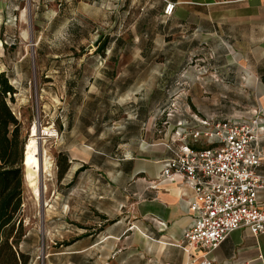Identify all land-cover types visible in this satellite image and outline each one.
I'll use <instances>...</instances> for the list:
<instances>
[{
	"label": "rangeland",
	"instance_id": "rangeland-1",
	"mask_svg": "<svg viewBox=\"0 0 264 264\" xmlns=\"http://www.w3.org/2000/svg\"><path fill=\"white\" fill-rule=\"evenodd\" d=\"M18 1L0 0V73H7L18 89L13 108L26 126L27 143L33 127L38 130L42 167L38 197L24 169L29 236L23 248L30 251L31 264H98L91 240L76 242L84 233H98L92 210L99 185L96 167L111 166L108 156L117 139L136 137L143 127L148 141L181 131L191 145L208 148L206 138L198 143L190 136L193 126L203 129L195 117L241 114L256 102L257 90L227 82L225 68L213 62L216 52L206 59L187 51L181 67H175L179 55L167 29L162 37L148 30L134 42L145 7L140 0ZM151 22L161 25V20ZM100 44L105 55L96 52ZM45 128L52 133L44 134ZM61 153L69 156L71 168L60 181ZM83 222L88 229L81 228Z\"/></svg>",
	"mask_w": 264,
	"mask_h": 264
},
{
	"label": "crops",
	"instance_id": "crops-1",
	"mask_svg": "<svg viewBox=\"0 0 264 264\" xmlns=\"http://www.w3.org/2000/svg\"><path fill=\"white\" fill-rule=\"evenodd\" d=\"M113 1L133 4L138 0ZM140 1L145 7L138 14L139 32L134 42L148 35V30L151 36L162 37L167 29L175 37L173 46L179 55L175 67H181L187 51L206 59L216 52L219 60L213 62L225 68L222 75L227 82L254 85L257 90L251 107L227 118L249 119L259 110L264 119V0H168L176 5L169 18L163 15V0ZM152 20H161V25L154 26ZM177 139L173 135L148 141L140 127L136 137L117 139V148L108 156L112 161L109 168L96 167L99 185L92 210L98 233H84L76 243L85 237L91 240L98 264H198L206 255L202 249L192 258L182 244L184 231L193 221L189 202L194 192L181 177L161 179L166 162L179 154L183 142ZM259 146L264 150V134ZM258 173L264 175V161ZM259 202L264 204V191ZM85 224L80 223L82 229H88ZM207 257L214 264H264V234L255 236L242 228Z\"/></svg>",
	"mask_w": 264,
	"mask_h": 264
},
{
	"label": "built area",
	"instance_id": "built-area-1",
	"mask_svg": "<svg viewBox=\"0 0 264 264\" xmlns=\"http://www.w3.org/2000/svg\"><path fill=\"white\" fill-rule=\"evenodd\" d=\"M163 1V15L169 18L176 5ZM199 123L203 129L193 126L190 136L194 141L206 138L210 146L194 148L186 141V134L177 131V141L183 143L177 157L164 165L161 179L181 177L194 192L189 202L193 221L184 231L182 244L192 258L197 251H206L198 264H214L207 255L231 233L247 228L255 236L264 234V204L259 202L264 175L258 173L264 161V150L259 146L264 119L258 110L249 119H207Z\"/></svg>",
	"mask_w": 264,
	"mask_h": 264
},
{
	"label": "trees",
	"instance_id": "trees-1",
	"mask_svg": "<svg viewBox=\"0 0 264 264\" xmlns=\"http://www.w3.org/2000/svg\"><path fill=\"white\" fill-rule=\"evenodd\" d=\"M96 52L105 55L106 46ZM18 89L7 73H0V264H31L33 257L23 246L29 231L23 209L26 200L24 154L27 144L26 126L13 108ZM58 179L68 174L71 163L67 154L58 156ZM70 183L75 184V179Z\"/></svg>",
	"mask_w": 264,
	"mask_h": 264
},
{
	"label": "bare ground",
	"instance_id": "bare-ground-1",
	"mask_svg": "<svg viewBox=\"0 0 264 264\" xmlns=\"http://www.w3.org/2000/svg\"><path fill=\"white\" fill-rule=\"evenodd\" d=\"M26 14H27V11L24 10L22 12V19H24V20L28 19ZM23 36H24V39L28 38L26 33ZM37 132H38V130H37L36 126H34L33 131H32V135H31V137H29V141L27 143V149H26L27 151H26V156H25V161H26V165H27V169H28V173H27L28 183H29L30 187L33 189L36 197L39 196V192H40L39 176L42 172V167L38 163V159H37V152H38V143L36 141V136L38 135ZM43 133L44 134H50V133H52V131L49 128H45V129H43ZM46 159H48V158H46ZM43 164H44L43 165V173L47 174L50 171L49 164L47 162H45Z\"/></svg>",
	"mask_w": 264,
	"mask_h": 264
},
{
	"label": "water",
	"instance_id": "water-1",
	"mask_svg": "<svg viewBox=\"0 0 264 264\" xmlns=\"http://www.w3.org/2000/svg\"><path fill=\"white\" fill-rule=\"evenodd\" d=\"M32 131H33V129H32ZM32 131H31V135H32ZM26 149H27V144L25 146V154H24V169L27 168L26 161H25V156H26V151H27Z\"/></svg>",
	"mask_w": 264,
	"mask_h": 264
}]
</instances>
